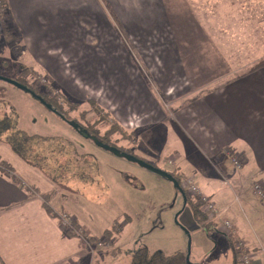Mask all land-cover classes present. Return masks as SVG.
<instances>
[{
	"label": "crops",
	"instance_id": "0c3cea01",
	"mask_svg": "<svg viewBox=\"0 0 264 264\" xmlns=\"http://www.w3.org/2000/svg\"><path fill=\"white\" fill-rule=\"evenodd\" d=\"M0 1V16L10 20V30L21 39L14 64L53 66L52 74L64 82L63 89L74 94L67 84L70 79L59 67L61 58L67 56L70 65L77 67L78 80L94 82L93 87H102L121 100L123 116L144 110L153 116L157 111L153 117H161L159 126L145 123L148 126L136 132V151L150 157L149 161L176 165L172 152L178 151L177 145L168 144L172 152L163 146L155 148V131L165 122L183 128L184 143L190 142L204 163L184 178L192 179L200 194L215 204L220 235L246 242L253 250L254 264H264V203L254 193L255 185L264 188V68L253 70L254 62L243 63L239 76L212 86L206 69L187 74L188 66L203 65L202 57L201 63L200 57L194 60L201 51L195 41L198 35L210 33L209 25L204 30V23L195 18L199 12L210 16L209 7H201L210 0ZM129 45L138 51L151 50V56L157 52L165 61L160 75L164 77H154L157 83L173 85L163 96L167 99L175 93L171 108L176 113L171 111L170 119L168 109L152 98V89L140 72L130 68ZM52 53L60 55L52 57ZM219 66L225 68L223 58ZM7 147L0 143V158L12 168V172L0 170V264H119L125 246H118L117 241L110 249H97L90 243L91 249L78 233L83 227L99 237L86 229L88 224L79 212L89 201L85 199L83 205L82 196L58 192L49 200L50 213L44 197L55 191L52 183L21 163ZM232 156L241 161L240 169L232 164ZM61 213L76 220L78 231L66 229L58 218Z\"/></svg>",
	"mask_w": 264,
	"mask_h": 264
},
{
	"label": "rangeland",
	"instance_id": "374dc122",
	"mask_svg": "<svg viewBox=\"0 0 264 264\" xmlns=\"http://www.w3.org/2000/svg\"><path fill=\"white\" fill-rule=\"evenodd\" d=\"M201 7L203 9L209 7L210 16L207 17L206 14L203 16L199 12V17L195 19L201 21L202 24L204 23V30L205 28L207 30L209 25L208 31L210 33L206 35L205 32L196 38L198 42L195 41V44L198 43L201 51L194 60L198 61L197 57H200L201 63L202 57L203 65L188 66V70H191L187 72L188 75L206 69L211 86L212 84L218 85L239 76V68L244 67L245 63L254 62V67H256V64L264 59V0H210L207 4L204 2ZM9 23L10 20L7 17L0 16V76L12 80H22L29 87L46 92L51 97L59 95V101L63 100L60 98L62 96L64 101L79 107L77 110L69 111L68 117L87 129L95 131L102 127L101 124H96L99 117L95 113L93 104H91L92 102L96 103L103 113L108 114L111 122L117 123L124 130L123 135L115 134L112 136L111 142H115L118 147L124 149H133L138 159L148 162L154 167L168 170V173L178 178L180 177L183 182L182 185H186L189 180H192L184 178L186 173L194 172L196 166H203L204 163L194 152L195 147L190 142L189 145L184 143L186 134H182L183 128H177L172 122H165L155 131V148L163 146L162 149L171 151L168 144L172 142V144L177 145L178 151L176 153L171 151L176 158V165L168 166L165 162L160 164L149 161L148 156L136 151V146L132 147L133 143L129 135H134L136 143L138 137L136 132L142 131L146 124L151 122V125L159 126L161 117H153L157 111L153 113V116L148 110H144V113H130V115L123 116L120 113L122 112L120 109L121 100L116 98L114 94L110 96L107 90L102 87H93L96 85L94 82L78 80L77 67L70 65L67 56L64 57V60L61 58L59 67L63 69L61 74L65 76L67 74L68 79H70L67 84L76 91L74 94L69 90L67 91L66 88L63 89L64 82L57 80L59 79L57 73H54L56 76L52 74L53 66L32 65L30 67L29 65V67H25L14 64V58L21 46L19 43L21 39L16 31L10 30ZM128 53L133 64V66L130 65V68L132 71L136 68L140 72L142 78L152 89L151 96L154 101H159L164 109L169 110L166 111L170 119L172 112L176 113L175 109L171 108L175 93L171 92L170 98L167 99L163 96L165 95L164 92L168 93L169 87L173 85L167 81L164 82L165 84L155 81V77L158 79L164 77L160 76L164 72L162 70L163 65H165L163 64L164 60L156 54L157 52L151 56V50L138 51L132 49L130 45ZM59 55L52 53V57ZM222 58L225 68L219 66V61ZM2 62L5 64L1 65ZM47 68L52 69L51 73L48 72ZM223 68V72L217 75V70ZM165 72H167L166 75L171 74L168 70ZM225 74L226 77H224ZM165 78L168 80L169 76ZM217 78L219 79L215 82L214 80ZM221 80L224 81L220 82ZM59 89L61 92L63 91L62 94ZM77 92L80 94L78 98H76ZM0 100L7 101L17 110L20 130L32 136H61L76 148L78 154L75 155L72 150L70 152L71 157L60 154L58 160L53 161L57 164L52 166V171L59 172L58 174L61 171L64 172L60 165L63 166L70 157L73 164L86 169L87 173L97 179L96 183L91 182V185H88L81 181L80 176L75 174L76 171H73L68 175L69 180L59 177V183L60 185L69 184L68 186L73 189H81L83 200L80 202L83 205H85V199L89 201L86 202V208L82 206L79 211L81 219L88 224L87 230L93 231L102 238L103 232L111 229L115 223L122 226V231L114 236L118 241V246L127 248L123 250L122 255L124 256L121 258L123 260L119 261V264H128L130 262L129 254L141 246H146L153 252L163 251L166 254H174L178 251L188 253L190 251L191 261L197 264H232L233 253L228 238L214 231L211 233L204 226L199 225L194 219L192 208L190 206L185 207L183 196L177 193L173 184L138 164L117 157L85 140L60 117L48 111L29 95L3 82H0ZM101 129L100 135L102 136L106 130H104L105 128ZM58 142L55 143L58 149L64 148V144ZM7 149L9 153L15 155L10 148L7 147ZM167 156L166 154L165 158ZM184 158L190 159L184 165L185 168L181 165L187 161L183 160ZM17 159L21 163L23 162L18 156ZM178 169L186 172L178 173ZM39 174L41 173L39 172ZM41 176L49 181L43 174ZM64 176H67V173H64ZM193 183L195 182L193 181ZM52 185L53 189L58 190L59 193L71 196L70 189L61 191L57 185L53 183ZM188 194L192 199L194 196L196 197L193 192ZM80 202H78L77 208H79L78 205H81ZM60 216L66 215L61 213ZM73 220L71 218V221ZM66 229H68L67 226ZM88 236L82 235L86 240H88ZM88 243L91 246L92 243L90 244L89 241ZM102 248L110 249L111 247L104 246L97 249ZM114 251L117 252L118 249Z\"/></svg>",
	"mask_w": 264,
	"mask_h": 264
},
{
	"label": "trees",
	"instance_id": "16d2710c",
	"mask_svg": "<svg viewBox=\"0 0 264 264\" xmlns=\"http://www.w3.org/2000/svg\"><path fill=\"white\" fill-rule=\"evenodd\" d=\"M0 9L2 8L0 7ZM260 68H264V59L259 64H257V66L253 70H258ZM24 70H27V69H24ZM19 82L26 85V83H24L22 80H20ZM29 88L33 90L37 95L44 98L49 104H51L57 110L60 116L65 118L66 122H72L76 124L78 126L77 129L67 124L60 117V119L63 122H65L69 127L74 129L85 140L90 141L91 143L96 145L94 140L85 138L84 135H82V132H84V134L86 135H89L90 137H92L93 139L97 140L99 143L105 146H108L113 149H117L121 153H127L129 155H132L138 158L137 155H135L133 149H124V148L118 147L115 144V142H111L112 136H114L115 134L123 135L124 130L117 123L111 122L109 120L108 114L103 113V111L99 108V106L96 103H93V102L91 103L94 106L96 115L99 117V121L96 124L102 125V127L97 129V131L93 129L92 130L87 129L83 125L71 120L68 117L69 116L68 112L77 110V108L79 107H77L74 104H71L70 102L64 101V98L62 96L60 98H62L63 100L59 101L58 99L59 95H54L53 97H51L50 94L46 92H43L38 89H33L31 87ZM18 120H19V117L17 114V110L14 108V106L8 103L7 101L0 100V143L8 146L10 150H12V152L16 156H18L25 164L39 171L41 174H43L50 182L57 185L60 188L59 190L66 191V189H70L71 196H81L82 195L81 189H73L72 187L68 186L69 184L60 185L59 177L64 178V180L65 179L69 180L68 175H70V173H72L73 171H76L75 174L77 176L78 175L80 176L81 181L85 182L88 185H91V182L96 183L97 179L94 178L93 175H90L89 173H87L86 169L81 168L77 164H73V162L70 161V157H71L70 152H72V150L74 151L75 155L78 154V151L76 150V148L73 146L72 143L67 142L61 136L59 137L58 136L43 137L39 135L32 136L26 133L25 131H22L19 129ZM101 128H105L104 130H106L104 132V135L102 136L100 135V132L102 131ZM129 136H130V140H132V143H133L132 147L134 148L136 146V143L134 141V135L130 134ZM58 141L64 144V148L58 149V147L55 145V143ZM60 154L61 155L63 154L64 156H70V157L68 158V161L65 164H63V166L60 165V167L63 168L64 172L61 171V173L58 174L59 172L57 173L55 171L54 172L52 171L53 169L52 166L57 164L53 161H57L58 156ZM0 170L6 171V172H12L11 166L7 162L3 161L1 158H0ZM96 172L98 173L97 169H96ZM64 173H67V176H64ZM171 175L180 183L185 193V196L187 198L186 207L190 206L192 208L195 221L199 225L204 226L211 233H213L214 231L218 234H221L217 230L218 225H216L215 218L211 217L210 213L205 211V203L202 201V199L205 198V196L200 194V195H196V197L194 196L193 199L190 198L188 196L189 195L188 193L191 192L189 186L187 184L182 185L183 182L180 179V177L178 178L173 174ZM30 189H34V188H30ZM176 191L178 194H180L177 189ZM57 193H58V190L55 189L53 193H51L50 195H46L44 197L45 202L47 203L46 206L47 208H49L47 210L50 213H53V212H52V209L49 207V204H48L49 200L54 196V194H57ZM58 218L60 220L63 219V217H61L60 215H58ZM78 228H80V225L74 219L73 221H71V226L68 227V230H70L71 232H75V231H78L77 230ZM81 228H82L80 232L81 236L83 234L87 236L89 235L88 241L92 244L94 243L95 246H98V247L101 243H103V247L104 246L111 247V245L114 246L117 242V239L114 237L115 234H118L122 231V226L118 225V223H115V225L112 226L111 229L105 231L103 237L101 238L97 236L96 237L92 236L83 227ZM228 240H229L231 251L233 253V264H242L241 253L238 248V243L240 242V240H234V239H228ZM248 249L253 253V250H251L249 247ZM249 250L248 252H250ZM187 254L188 253H184L181 251L175 252L174 254H166L163 251L153 252L148 247L141 246L132 253L129 264H189L187 261Z\"/></svg>",
	"mask_w": 264,
	"mask_h": 264
},
{
	"label": "water",
	"instance_id": "95a60500",
	"mask_svg": "<svg viewBox=\"0 0 264 264\" xmlns=\"http://www.w3.org/2000/svg\"><path fill=\"white\" fill-rule=\"evenodd\" d=\"M0 82H3V83H6L18 90H20L21 92L29 95L33 100H35L36 102H38L39 104H41L43 107H45L48 111H50L51 113H53L54 115L58 116V117H61L60 114L57 112V110L51 105L49 104L44 98H42L41 96L37 95L33 90H31L28 86L20 83L19 81L17 80H12V79H8V78H5V77H2L0 76ZM61 119L63 121L66 122L65 118L64 117H61ZM67 124L73 126L75 129H77V125L72 123V122H66ZM82 135H84L85 138L87 139H92L94 140L95 144L106 150V151H109L110 153L120 157V158H123L131 163H136L138 164L140 167L148 170L149 172L159 176L160 178L162 179H165V180H168L170 181L174 187L179 191V193L183 196L184 200H185V207H186V203H187V198L185 196V193L180 185V183L168 172L166 171H163L157 167H154L153 165L143 161V160H140L138 158H136L135 156H132V155H129L127 153H121L120 151H118L117 149H113V148H110L108 146H105L101 143H99L97 140L93 139L92 137H90L89 135H86L84 134V132H82ZM184 207V208H185ZM190 246V245H189ZM187 261L189 264H195V263H192L191 262V254H190V251L188 252L187 254Z\"/></svg>",
	"mask_w": 264,
	"mask_h": 264
},
{
	"label": "built area",
	"instance_id": "2783aa9c",
	"mask_svg": "<svg viewBox=\"0 0 264 264\" xmlns=\"http://www.w3.org/2000/svg\"><path fill=\"white\" fill-rule=\"evenodd\" d=\"M0 7H2V2L0 1ZM232 160V164L234 165V167L238 170L241 168V161L239 160V158H237L236 156H232L231 158ZM187 185L189 186L191 192H193L195 195H200V191L199 188L193 183L192 180H189L187 182ZM254 193L261 199V201L264 203V188L262 185H255L254 186ZM202 201L205 203V211L209 212L211 217H216L217 215V210H216V206L215 204L209 200L208 198H203ZM70 219V220H69ZM62 224L66 227H70L71 226V218L68 217L67 215L63 217V219L61 220ZM225 227L226 228H230L231 224L226 222L225 223ZM80 234V232H78ZM81 235V234H80ZM248 245L246 244V242L240 241L238 243V248L240 250L241 253V262L242 264H254L253 259H254V255L253 253L248 249L247 247ZM99 247H103V243H101L99 245ZM248 250L250 252H248Z\"/></svg>",
	"mask_w": 264,
	"mask_h": 264
}]
</instances>
